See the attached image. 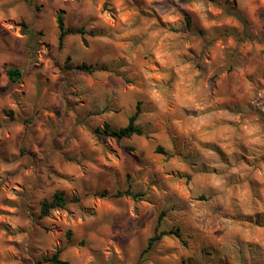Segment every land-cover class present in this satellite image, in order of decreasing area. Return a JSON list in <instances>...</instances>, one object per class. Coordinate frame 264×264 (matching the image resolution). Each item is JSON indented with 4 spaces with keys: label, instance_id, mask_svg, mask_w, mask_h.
I'll use <instances>...</instances> for the list:
<instances>
[{
    "label": "rangeland",
    "instance_id": "obj_1",
    "mask_svg": "<svg viewBox=\"0 0 264 264\" xmlns=\"http://www.w3.org/2000/svg\"><path fill=\"white\" fill-rule=\"evenodd\" d=\"M60 14L95 35L60 46ZM138 107L146 135L96 134ZM129 187L144 196H100ZM57 192L80 201L41 217ZM157 229L182 240L144 253ZM61 249L67 264H264V0H0V264Z\"/></svg>",
    "mask_w": 264,
    "mask_h": 264
},
{
    "label": "trees",
    "instance_id": "obj_2",
    "mask_svg": "<svg viewBox=\"0 0 264 264\" xmlns=\"http://www.w3.org/2000/svg\"><path fill=\"white\" fill-rule=\"evenodd\" d=\"M234 15L238 18V20L247 27L248 22L246 18L243 16L240 12H234ZM58 29H59V43L60 46H63L65 41L71 37V36H80L84 42H86L87 36L95 35L93 32L88 33L84 28H73L68 27L65 24V20L62 14L58 16L57 20ZM66 69L68 71H72L75 73L80 74H96L101 72H112L117 75L118 72H115L114 70L110 69L107 65L103 64H88V63H81V64H71L70 59L68 58V61L66 62ZM7 76L12 82H16L20 80L23 76V73L18 68H9L7 70ZM137 112L133 114L128 124L124 127H121L119 129H113L111 126L106 124L103 128H98L96 130V134H98L100 137H107L116 140L117 142H121L126 139H131L134 136H144L146 135L145 130L138 125V118L140 115L139 107L137 108ZM159 151H162L159 149ZM101 197H112V198H121V197H129L133 200H139L141 197L144 196V194L136 193L132 190L131 187L125 189V190H119L117 192H114L113 194H108V192H103L100 194ZM80 198H74L69 199L64 192H57L51 199L45 200L41 204V217H47L50 215V213L53 210L57 209H64L71 203L79 202ZM165 214H162V216L159 218V221L161 222ZM175 236L176 238L182 240V234L180 230H170V231H160L159 229L156 230L155 235L149 240L148 247L145 250L144 253H147L152 248L155 247V245L161 241L164 237L167 236ZM69 237H71V233H69ZM62 249L58 250L54 255L51 257L44 258V262L50 263V264H67V262L63 261L61 259V253Z\"/></svg>",
    "mask_w": 264,
    "mask_h": 264
}]
</instances>
